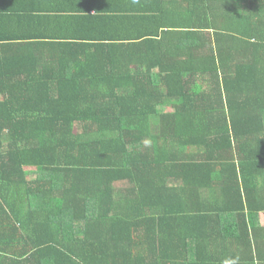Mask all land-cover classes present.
I'll return each mask as SVG.
<instances>
[{
	"label": "trees",
	"instance_id": "16d2710c",
	"mask_svg": "<svg viewBox=\"0 0 264 264\" xmlns=\"http://www.w3.org/2000/svg\"><path fill=\"white\" fill-rule=\"evenodd\" d=\"M263 134L264 0H0V264H264Z\"/></svg>",
	"mask_w": 264,
	"mask_h": 264
},
{
	"label": "crops",
	"instance_id": "0c3cea01",
	"mask_svg": "<svg viewBox=\"0 0 264 264\" xmlns=\"http://www.w3.org/2000/svg\"><path fill=\"white\" fill-rule=\"evenodd\" d=\"M255 86H256L255 90L259 91V89L262 87V84H255ZM250 87H251V85H250ZM255 90H253V91H255ZM160 124H159V127H160ZM259 137H260L259 134H256V140ZM262 138H264V134L262 135ZM212 171L209 173L210 175H208L207 173H203L202 174V177L200 178V181L201 180H204L205 181V184L203 185L205 187L203 189V194L205 196L207 195V191L210 188H216V186L219 183V180H218L219 179V176L222 175L221 170L213 171V172ZM199 174L201 175L200 172H199ZM224 175H226V174H224ZM256 176H257V182L253 185L254 188L257 190V192H256L257 195L256 196L264 197V166H261V170H259L257 172ZM229 184L230 183L227 182L226 185L228 186ZM117 185H122V187L121 188H118ZM242 186H243V184H242ZM114 187H115V191H116L117 198H119V199H121L122 193L123 194L126 193L128 195L127 197H129V196L132 195L131 193L128 192V190L132 187V184L129 181L117 182V183H115ZM217 191H219V189ZM108 214L110 216H113V217H118L117 214L113 210H110V212ZM258 216H259V218H258V220H256L254 222V226L250 230L249 234H250V237L254 241L257 240L259 243H264V213L261 212V213H259ZM208 220H209V223L210 224H212L214 226L217 225V220L214 217H212V218H210ZM228 222H231V218L228 219ZM92 224L93 225L88 226L89 227V232L87 234L91 235L96 240L101 239L103 233L104 232H107V230L105 229V225L106 224H104L103 226L102 225H99V224H96V223H92ZM218 227H223V226L220 224ZM68 232H69L68 237H69L70 242H71V240H73V242H77V241L80 240V238L83 237L82 232H79L76 229L73 230L72 227H70V230ZM238 233L241 236L244 237V229L242 227H240ZM112 238H114V236H112ZM243 243H244V240H243ZM166 262H167V260H164L162 264H166Z\"/></svg>",
	"mask_w": 264,
	"mask_h": 264
},
{
	"label": "rangeland",
	"instance_id": "374dc122",
	"mask_svg": "<svg viewBox=\"0 0 264 264\" xmlns=\"http://www.w3.org/2000/svg\"><path fill=\"white\" fill-rule=\"evenodd\" d=\"M240 4L239 2H236V1H233L232 3V6L233 7H238ZM159 124H160V121L158 118H154L150 124V133H154L158 128H159ZM26 172L29 174V175H33V174H36L38 172V169L37 168H33V167H30V168H27L26 169ZM118 188H121L122 185H117Z\"/></svg>",
	"mask_w": 264,
	"mask_h": 264
}]
</instances>
